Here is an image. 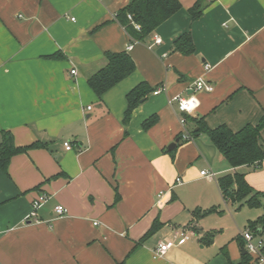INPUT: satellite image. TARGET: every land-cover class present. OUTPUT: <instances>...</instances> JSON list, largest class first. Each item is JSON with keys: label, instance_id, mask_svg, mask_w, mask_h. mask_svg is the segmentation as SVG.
Listing matches in <instances>:
<instances>
[{"label": "crops", "instance_id": "0c3cea01", "mask_svg": "<svg viewBox=\"0 0 264 264\" xmlns=\"http://www.w3.org/2000/svg\"><path fill=\"white\" fill-rule=\"evenodd\" d=\"M195 1L178 0L175 14L132 44L115 19L129 0H0V132L9 131L18 147L42 144L0 169V264L240 261V230L264 215V201L258 208L226 202L217 180L242 173L264 194V160L258 169L231 168L206 134L183 141L168 100L190 95L203 79L212 92L195 93L198 108L182 114L191 132L200 120L232 131L260 121L264 0H211L193 21ZM185 34L190 55L174 50ZM121 52L135 69L98 98L87 78L105 66L106 53ZM140 83L151 92L124 125L126 95ZM41 194L47 200L34 224L31 203ZM58 205L66 214L53 211ZM155 221L159 227L143 238ZM180 228L192 236L154 258L157 245ZM257 235L264 242V233Z\"/></svg>", "mask_w": 264, "mask_h": 264}, {"label": "trees", "instance_id": "16d2710c", "mask_svg": "<svg viewBox=\"0 0 264 264\" xmlns=\"http://www.w3.org/2000/svg\"><path fill=\"white\" fill-rule=\"evenodd\" d=\"M211 0H196L189 10L191 19H198ZM181 8L178 0H129L115 15V19L124 27L133 42H144L151 36L153 31L164 21L170 18ZM127 15L132 17V22L139 26L135 30L132 24L127 20ZM174 50L190 55L194 52V46L191 36L185 34L174 42ZM106 64L101 69L87 78L88 87L98 97L117 85L120 81L133 73L135 66L132 59L126 52L106 53ZM151 89L145 84L140 83L126 95L127 108L124 113L123 123L126 125L131 117L132 111L139 103L146 98ZM189 118L186 117V121ZM154 122L151 117L143 122V128L146 129ZM202 121L196 122L197 129L191 132V135L204 133L210 139L217 149L220 156L228 163L231 168L241 166H253L258 169L264 160V143L261 134L264 133V116L255 124H247L238 131H232L222 125L214 129L207 128ZM42 144L33 143L29 146L18 147L14 144L13 136L9 131L0 132V169L6 171L10 159L18 154L25 153L30 149L40 148ZM217 184L223 199L226 202L238 203L239 206L249 208H258L264 201V194L254 191L246 182L242 173L235 172L218 178ZM204 214L199 211L194 215L200 217ZM159 227L155 221L149 231L144 235L146 238ZM251 230L255 233H264V215L250 223ZM258 229V231H257ZM244 254L237 263L231 264H254L253 258L244 250Z\"/></svg>", "mask_w": 264, "mask_h": 264}, {"label": "built area", "instance_id": "2783aa9c", "mask_svg": "<svg viewBox=\"0 0 264 264\" xmlns=\"http://www.w3.org/2000/svg\"><path fill=\"white\" fill-rule=\"evenodd\" d=\"M127 19L132 24L133 28L135 30H139V26L134 24L132 22V17L130 15H127ZM138 43V42H133ZM161 40L158 37L153 38V44L157 45L160 44ZM132 48V45H128L127 50H130ZM209 66H206V69H208ZM71 75H75L76 71L71 70ZM191 94L187 95L186 97H180V96H174L168 100V105L170 107H173V105H176L175 112L177 115L178 123L181 127V134L180 138L183 141H192V135L191 131L186 126V119L182 116V114H192L196 111L198 108V100L195 97V93L197 92H207L210 93L213 90V86L209 83H207L203 79H197L195 83L193 84V87L190 88ZM161 91H166L165 87L158 88L153 92L154 95H157ZM89 109V108H88ZM65 149L70 150V144L68 142L64 143ZM201 176H205L210 179L215 178V174L213 172H206L201 171ZM176 183H181V179H176ZM47 197L44 194L39 195L36 199H34L31 203V209L29 213V219L30 222L34 224H39L40 220L37 218V210L46 202ZM58 216H62L66 214V209L58 205L53 210ZM192 236V232L188 229L180 228L177 231L173 233V235L164 240L163 242H160L157 247L154 250V258L162 257L170 248L175 246L176 244H181L185 241H187ZM240 237L243 241L244 250L253 258L254 264H264V242L263 240L255 234L250 229H245L243 231H240Z\"/></svg>", "mask_w": 264, "mask_h": 264}, {"label": "rangeland", "instance_id": "374dc122", "mask_svg": "<svg viewBox=\"0 0 264 264\" xmlns=\"http://www.w3.org/2000/svg\"><path fill=\"white\" fill-rule=\"evenodd\" d=\"M244 229L240 230V231H243Z\"/></svg>", "mask_w": 264, "mask_h": 264}]
</instances>
